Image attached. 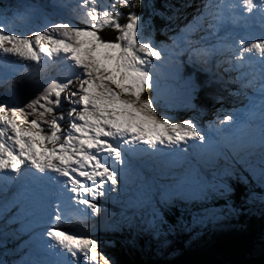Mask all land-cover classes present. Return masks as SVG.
<instances>
[{"label": "snow or ice", "instance_id": "snow-or-ice-1", "mask_svg": "<svg viewBox=\"0 0 264 264\" xmlns=\"http://www.w3.org/2000/svg\"><path fill=\"white\" fill-rule=\"evenodd\" d=\"M139 4L140 0H76L75 4L52 0L26 4L11 20L7 15L0 18L5 79L20 70L8 57L41 68L67 60L71 62L67 67L79 69L71 77L46 82L21 107L0 102V211L5 224L24 221L31 229L34 248L25 264H81V254L88 264H113L95 240L47 225L53 218L58 225L96 224L92 218L101 214L102 207L95 198H111L127 184V176H139L133 161L142 155L171 159L175 163L169 166L174 168L188 165L183 171L163 173L161 178L169 183L149 185L160 189L162 203L188 195L226 196L231 191L226 178L238 166L255 175L258 164L264 180V0H204L192 21L175 29L171 43L164 47L153 42L150 32L145 34L151 25L135 12L120 23L124 14L118 6L131 9ZM63 11L87 27L54 18ZM33 21H43V27L31 29V36L16 31L18 24ZM105 28L118 33L114 41L99 34ZM185 55L189 63L205 70L213 59L223 57L224 71L236 73L228 82L238 85L228 94L242 96L247 103L223 118L218 114L206 130L194 120L170 122V117L160 114L166 105L161 103L159 79L150 70L159 67L153 61L179 65ZM216 66L220 67L219 61ZM186 84L185 106L195 111L198 85L192 77ZM221 141L230 147V157L223 153ZM190 146H205L209 154L223 155L231 166L208 179L199 161L185 155ZM208 163L214 164L215 158ZM136 206L150 209L146 224L159 237L166 221L150 192ZM210 218L194 217V223ZM0 264L7 262L0 259Z\"/></svg>", "mask_w": 264, "mask_h": 264}, {"label": "rangeland", "instance_id": "rangeland-1", "mask_svg": "<svg viewBox=\"0 0 264 264\" xmlns=\"http://www.w3.org/2000/svg\"><path fill=\"white\" fill-rule=\"evenodd\" d=\"M71 1L72 4H75L76 0H68V2ZM144 1V0H142ZM52 0H0V18L7 15L9 17V20H11L12 16L18 11L22 10L23 6L26 4H48L51 3ZM132 2H135V0H132ZM144 3V2H143ZM200 3H203L202 0H192V3L189 5H194L190 10L191 15H196L195 13V7L200 5ZM145 7L147 5V9L149 10V15L153 14L150 11L154 12L153 0H148V2H145ZM143 4V5H144ZM140 5V4H139ZM191 5V6H192ZM119 7V6H118ZM135 8H127L124 7L125 11L128 10H134ZM119 10H121L119 8ZM134 12V11H132ZM197 12V11H196ZM188 15L183 12H178L175 14L174 20L169 19V16H163L161 20L163 21H153L151 19H146L149 25H151V28L145 29V34H151V38L153 42L159 46L164 47L165 45H168L171 43L169 37L174 35V30L177 29L179 26H182L189 21H192L193 16ZM145 17V14L142 15ZM55 19H66L69 20L71 23L76 24L80 22L79 19L75 18L74 14L68 11L61 12L60 15L54 17ZM166 21V22H165ZM126 16L120 18V23L124 24L126 23ZM157 23V25H156ZM84 25V24H83ZM86 25H84L85 27ZM43 27V21H33L28 23L27 25H20L18 24L16 26V31L20 34L31 36V29H39ZM80 27V26H79ZM154 31V32H153ZM118 35V33H117ZM166 40H168V43H165ZM10 47V45H8ZM9 60H11L14 64H16L19 67V71L15 73H10L8 78L5 79L4 75V69L3 66L0 65V102L8 101L10 103H13L16 107L23 106L33 95L37 94L38 91L44 87L42 86V81H32L31 78L38 79L40 76L47 75V78H53L58 77L60 79H64L66 77H71L72 74L79 73V69H75L74 67L69 68L68 65L71 64L70 61H63L62 65L59 66H53L52 68L46 67L41 68L38 65L32 64L30 66L26 65V62L23 61H17L14 57H8ZM183 63L184 60L182 57L180 58ZM219 59L224 60L223 57H219ZM153 63L159 64V67L152 68L150 71L154 74L155 77L159 79V86L161 91V103L166 105V108L161 111V115H165L170 117V122H176V123H182L184 120H194L196 124H198L202 129L206 130L207 124L211 120H215L217 118V115H220V118H223L224 113H230L233 112L236 109H239L242 107V102L247 103V101H244L242 96L237 95H230L231 97H234L238 100L232 101L231 104H224L225 108L224 111L217 112L214 111L213 115H206V117L203 118L202 115H200L199 120H197L198 115L192 111L191 108L185 106V99H186V92H187V84L184 86L179 85L178 88L172 81V79L178 77L180 80H184L185 75V69L182 68V66L178 69V65H175L177 72H175L174 65L168 61H153ZM227 65V64H225ZM220 68L224 70V66L220 64ZM216 71H218V68ZM55 72L56 76L51 73V71ZM220 70L221 77L224 73ZM226 73V72H225ZM187 80V79H186ZM225 85H230L229 80H222ZM39 83V84H37ZM237 88H230L229 92L235 91ZM16 91H22L21 94L24 97H19L17 95ZM68 93L65 92L62 95H67ZM149 92L145 93V98L149 95ZM26 96V97H25ZM18 102V103H17ZM194 103V102H193ZM188 108V109H187ZM194 142L189 141V145H192ZM225 146V143L221 141V147ZM143 147V146H142ZM165 151H168L165 149ZM231 150L230 147L227 146L226 148V155L231 156ZM189 160L192 162L199 161L200 165L204 166V170L207 171L210 175L213 174V172H220L221 170L218 168H222V170L227 166L228 162L225 161V159L221 156L219 157H213L211 154L207 152V149L205 146H190L188 147V152L185 154ZM215 158V163H208L210 159ZM141 161L135 159L133 161L135 168L139 172L140 179L137 180V176L135 175H129L127 176V184L121 186V191L119 194L117 193H111V198H105V197H96V202L102 207V212L98 217H93V221H97L96 224L92 225L91 222H75L73 224H56L53 222L48 224L47 227L55 230H64L67 232V229L69 231L68 234H72L75 236H83L90 239H93L97 242L98 248L101 251L103 255L104 252L102 251L103 247L101 242H103L102 239H109V235L107 234V228H105L106 225H113L115 229L119 225L124 224L131 226L132 222L135 223H145L143 235L147 237L149 241V245L153 248L152 250H157L156 255L157 257H161L163 261L170 262H179L182 258V255H187V257L191 258L193 255L196 257H201L205 251H207V246L211 243V239L216 237H225V234H229V232L238 230V226L241 223L239 220H244V218L240 219L241 211H236L232 207L226 208H219V198H223V200H226L228 204H232L231 198L233 197V190L230 187L231 191L226 196H215V197H208L207 199L198 198L195 195H188L186 198H177L171 203H162L160 202V192H155L151 189H147L148 192H150L153 202L156 203V206L159 208L163 219V211L164 208L169 207H177L182 212V220L178 221V228L176 230L174 229H167V222L163 225V231L162 234L157 237L153 234V231L148 229L146 221L150 219L148 208H142L136 206V201L141 199L144 195L143 188L144 184L143 182L152 180H159L157 185L160 184H167L169 183L168 180L162 179V174L165 172H168L171 174L174 171H183L184 168H187V163H184L182 167L180 168H174L170 167L169 165L175 163L171 159L165 160L158 156H148V157H140ZM222 163V164H221ZM227 163V164H226ZM230 163L228 164V168L230 167ZM256 168H259V165H256ZM144 169L146 171H144ZM244 171L245 169L243 166H238L236 171ZM247 172V171H246ZM234 175V174H233ZM233 175L226 178V182L229 184L230 180L235 179ZM257 183L262 182L264 183V180L256 179ZM158 188V187H157ZM160 191V189H157ZM12 195V190H9L8 196ZM68 196H72L73 199L75 198L74 193H69ZM253 204L255 205L256 210L258 211H264V199L258 198V196L253 195ZM91 199V198H90ZM3 202V196L0 195V204ZM76 207H86V206H76ZM55 208L53 207V211ZM184 212L189 213V215L184 214ZM259 213V212H258ZM0 217L5 218V214L0 211ZM194 217L197 219L200 218H210L205 219L204 223H194ZM1 219V218H0ZM164 221H166L164 219ZM24 221L22 223L19 221L17 222H11L6 224L7 227L5 229L0 226V231L3 237H0V241L4 240L6 243H3L0 245V249L8 250V238H11L13 250L10 252L4 253L6 254V259L4 257H0V259L7 262V264H25V262L30 258V253L32 252L34 248V241L30 237V228L28 224L26 227H24L22 230H19ZM5 224V222H4ZM91 225V226H90ZM124 226V225H123ZM77 231V232H76ZM13 232H18V242H16L13 237ZM19 234H22L23 237ZM13 235V236H12ZM142 235V237H144ZM12 236V237H11ZM185 236L189 237L191 239V242L187 244L186 250L182 251L180 249V246L178 245L181 241L180 237ZM28 238V239H27ZM210 239V240H209ZM209 241V242H208ZM106 243V242H105ZM12 249V248H11ZM159 251V252H158ZM209 251V250H208ZM207 251V252H208ZM10 258V259H8ZM113 264H115L114 257H109ZM68 260H71L72 258L70 256H67ZM81 264H88L87 258H85L82 254L80 256ZM203 259H200L196 262L199 263ZM223 260V259H222ZM214 260V264H215ZM100 264H103V261H100ZM178 264H185V263H178Z\"/></svg>", "mask_w": 264, "mask_h": 264}, {"label": "trees", "instance_id": "trees-1", "mask_svg": "<svg viewBox=\"0 0 264 264\" xmlns=\"http://www.w3.org/2000/svg\"><path fill=\"white\" fill-rule=\"evenodd\" d=\"M143 2H148V0H140V5L134 7V10L125 11L124 7L119 6V8H121V11H124L123 16H127L130 12L134 11L139 16L145 14V17L142 16L143 18L161 22L163 21L161 20L163 16L168 15L174 20L176 13H184V9L186 10V7L192 3V0H153L154 12L150 11L153 13L150 15L147 5L145 9L143 8L145 7ZM99 34L106 41H114L117 36V32L112 28H105ZM186 66L188 67L187 63ZM201 74L202 73L199 74V79H205L213 88L216 87V77L209 73H206L204 76ZM205 84L208 85L207 82H205ZM211 85L209 86L212 87ZM197 94L199 96L203 95V99L194 104L199 105V103L204 102L207 107L210 108L211 101L214 100L212 94L204 90L203 93L197 90ZM246 171L247 170L235 171L233 176L236 178L230 180L228 184L234 191L233 197L231 198L232 204L230 205L226 200H223V198H219L221 201H219L218 205L220 209L232 207L236 211H241L240 219L244 218V220H239L241 223L238 226V231H235L236 233L231 231L229 234H225V237L220 238L214 236L213 239H209L211 241L209 246H207V251H209H205L201 257L193 255V257L191 256V258H189L184 254L182 258L178 260L179 262H172L173 264H178L180 262L185 264H196L200 259H205L210 256L221 258L227 264H264V211L256 210L255 205L257 204H253L252 198L253 195H256L258 198L264 199V183H257V180L253 179ZM206 176L208 179L212 178L211 175L206 174ZM162 211L164 219L167 222V229L171 228L176 230V228H178V226H176L178 221L182 220L181 218L183 217L180 209L177 207H169L162 209ZM184 214L189 215L187 212H184ZM144 226L145 224H143L141 228H144ZM137 228L136 225L132 224L128 226L124 223L119 225L117 229L108 228L107 234L109 235V239H102L103 242H101L104 254L108 258L114 257L115 264H171L170 262L166 263V261H163L161 257H157V250H152L153 246L151 247L149 245L150 243L147 237H145L143 233L140 234L139 231L138 234H140V236L137 235ZM142 235L144 237H142ZM180 239L181 241H179L180 243L178 245L180 249L184 251L186 250L187 244L191 242V239L185 236L180 237ZM12 250L11 246L8 245V250H3V253L11 252Z\"/></svg>", "mask_w": 264, "mask_h": 264}, {"label": "bare ground", "instance_id": "bare-ground-1", "mask_svg": "<svg viewBox=\"0 0 264 264\" xmlns=\"http://www.w3.org/2000/svg\"><path fill=\"white\" fill-rule=\"evenodd\" d=\"M202 2H204V0H202ZM69 3H71V1H69ZM198 7H200V5H198V6H196L195 7V10L197 11V8ZM192 10V9H191ZM196 11H195V13H196ZM190 12V11H189ZM256 34L257 35H259V30H257V32H256ZM182 59L184 60V65H186V63L188 64V67H193L192 68V70L194 71L195 70V67H196V65H193V64H191V63H189L188 61H186V59L182 56ZM219 60H222V59H219ZM224 66V68H226L227 67V65H223ZM217 69H213L212 70V73H216V74H218V75H220V70H222L220 67L218 68V71L219 72H217L216 71ZM185 72V71H184ZM222 72L224 73L221 77L223 78V80L225 81V80H229L230 79V77H234L235 75H236V73H228V72H226L225 73V71L224 70H222ZM209 74H211L210 72H208ZM200 74V73H199ZM212 76H214L213 74H212ZM214 77H216L217 78V76H214ZM205 80V79H204ZM205 82H207L208 83V85H211L207 80H205ZM212 86V85H211ZM213 87V86H212ZM235 87L236 88H238V85L237 84H235ZM18 103V102H17ZM141 147H142V145H141ZM144 147V146H143ZM146 156H148V155H146ZM142 157H144L143 155H142ZM144 159H145V157H144ZM139 161V160H138ZM140 161H141V159H140ZM0 234H1V231H0ZM3 237V235H0V237ZM6 242V241H5ZM14 253V252H13Z\"/></svg>", "mask_w": 264, "mask_h": 264}, {"label": "water", "instance_id": "water-1", "mask_svg": "<svg viewBox=\"0 0 264 264\" xmlns=\"http://www.w3.org/2000/svg\"><path fill=\"white\" fill-rule=\"evenodd\" d=\"M214 260L216 261L215 264H227L221 258L214 257V256L213 257H211V256L207 257V258L203 259L202 261H200L197 264H214Z\"/></svg>", "mask_w": 264, "mask_h": 264}]
</instances>
